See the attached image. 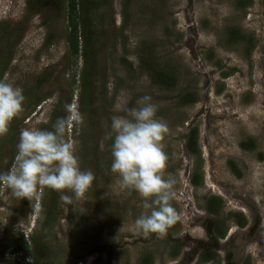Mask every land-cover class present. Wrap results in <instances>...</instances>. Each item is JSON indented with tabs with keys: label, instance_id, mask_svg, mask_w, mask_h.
I'll return each mask as SVG.
<instances>
[{
	"label": "rangeland",
	"instance_id": "rangeland-1",
	"mask_svg": "<svg viewBox=\"0 0 264 264\" xmlns=\"http://www.w3.org/2000/svg\"><path fill=\"white\" fill-rule=\"evenodd\" d=\"M241 2L87 0L73 14L76 53L68 0H0V79L25 97L0 135V172L14 166L22 129L51 130L70 103L83 122L65 137L94 174L81 197L63 190L70 202L39 186L32 202L17 199L0 185V264H264V0ZM145 95L168 126L165 178L175 179L179 219L163 235L136 231L149 210L110 171L111 117L124 115L116 105L139 107ZM193 129L196 154L186 147ZM212 196L217 214L204 210Z\"/></svg>",
	"mask_w": 264,
	"mask_h": 264
},
{
	"label": "clouds",
	"instance_id": "clouds-1",
	"mask_svg": "<svg viewBox=\"0 0 264 264\" xmlns=\"http://www.w3.org/2000/svg\"><path fill=\"white\" fill-rule=\"evenodd\" d=\"M24 100L20 87L0 79V135L23 111ZM150 101L151 97L145 95L137 100L139 107L128 108L126 99L116 105L124 115L111 117L110 171L117 175L119 189L135 191L143 199V208L149 210L135 219L136 231L163 235L179 215L170 203L175 195V179L165 178L169 157L163 140L168 126L156 117L157 107ZM64 110L67 115L58 117L51 130L20 131L15 164L7 172H0V185L6 186L14 198L32 202L39 186L57 191L61 201L70 202L72 197L63 194V190L81 197L90 188L94 174L80 169L74 144L65 137L66 129L82 124L83 116L74 104H65ZM99 147L103 150V141ZM31 207L39 216L41 205L31 203ZM28 264H32L31 258Z\"/></svg>",
	"mask_w": 264,
	"mask_h": 264
},
{
	"label": "trees",
	"instance_id": "trees-1",
	"mask_svg": "<svg viewBox=\"0 0 264 264\" xmlns=\"http://www.w3.org/2000/svg\"><path fill=\"white\" fill-rule=\"evenodd\" d=\"M78 1L76 2V0H68L69 14H70L69 20H70V28H71V32H70L71 35H69V37H70V42L73 44V50L76 53L78 52V46H77V35H76L75 31H76L78 25L75 22V17L73 16V14H75L76 7H78V6H80L82 11H84L83 10L85 8L84 3L87 0H78ZM248 2H249V0H243V2H241V3L242 4H244V3L247 4ZM87 11L88 10H85L86 15H87ZM78 15L83 21L85 20L83 12H80ZM238 37H239V32L237 31V29H235V28L229 29V38L231 40H236V39H238ZM85 40L87 41L86 38H85ZM84 46H85V52H86L87 47H88L87 42H85ZM186 147L189 150V152H191L192 154L198 153V149H197V147L195 145L194 129L191 130V132H189V134H188V137H187V140H186ZM228 167H229V169L231 170V172L233 174H235L236 176L240 175L238 173V171H236V167H235V165L232 162L229 161ZM190 182H191V184L194 187H196L199 184V179L196 177V171H194V173H193V175H192V177L190 179ZM204 205H205V209L204 210L206 212H208V213L210 212L212 214H217V211H218L219 207L221 206V199L219 197L212 196V197H210V198H208L206 200ZM238 216H239L238 217L239 219H237L236 222H237V224L240 227H243L245 225V219L241 215H238ZM216 221H217V222H215L216 225L213 228L214 233L217 234L219 237H222L225 234V230L224 229L218 230V227H216V226H217V224L219 222V219L217 218ZM18 249H20V246L17 247V250ZM209 252H210L209 249H205L203 251V253H201V259H203V260L209 259L210 256H211L209 254Z\"/></svg>",
	"mask_w": 264,
	"mask_h": 264
}]
</instances>
